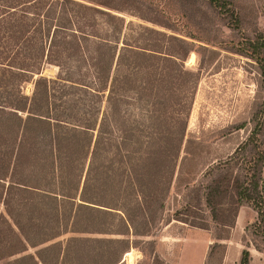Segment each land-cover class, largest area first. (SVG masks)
<instances>
[{
	"label": "trees",
	"instance_id": "obj_1",
	"mask_svg": "<svg viewBox=\"0 0 264 264\" xmlns=\"http://www.w3.org/2000/svg\"><path fill=\"white\" fill-rule=\"evenodd\" d=\"M235 3L0 0V264H126L170 225L209 232L203 264H222L243 206L256 216L238 264L251 247L264 254V34L227 42L203 21L242 27ZM219 49L255 62L257 95L228 125L229 151L199 159L185 139L199 71L185 60L208 51L209 68ZM172 187L182 199L170 213Z\"/></svg>",
	"mask_w": 264,
	"mask_h": 264
},
{
	"label": "rangeland",
	"instance_id": "obj_2",
	"mask_svg": "<svg viewBox=\"0 0 264 264\" xmlns=\"http://www.w3.org/2000/svg\"><path fill=\"white\" fill-rule=\"evenodd\" d=\"M235 5L238 12L243 16V26L233 29L228 27L226 21L219 16L208 14L203 17V21L211 27V35L217 36L218 40L220 39L228 42L234 39L235 42H237L241 37H252L256 32H262L264 34V0H237ZM116 13L122 15L126 21L142 23L158 29L167 30L133 15L131 11ZM227 48H230V46ZM219 50L218 58L209 68H205L203 63L206 56L209 55L208 51L202 54L191 51L185 60V65L188 69L199 71V82L188 118L185 137L190 143L189 147L192 148L191 152L193 154L202 153L199 155V159H203L206 155L212 157L217 154L215 156H219L221 152L229 151L232 145L230 142L223 139L225 138L223 137L224 134L228 131L227 127L234 122H242L240 119L245 115L249 103L256 100L257 95V86L253 80L255 62L244 56L234 54L229 50ZM226 56H228V58ZM218 60L220 64L216 66ZM55 73L56 68L48 67L42 70V75L47 77H53ZM36 76L37 75L34 77ZM21 85L22 91L30 95L33 84L31 82H25ZM9 131L10 129H8L6 133L9 136H13V133ZM237 134H242V130ZM198 145H202V148ZM181 199V195L179 194V196H176L172 187L168 200L170 213L180 208ZM0 207L1 212H3L1 205ZM240 209H242L239 213L241 221L238 228L235 229L234 226L231 230L230 238L223 242L226 244V251L222 258V264H224L225 258H227L226 264H238L240 253L243 248L241 238L244 234V227L246 224L253 221L256 216L255 212L249 206H243ZM249 214H253V217L249 218ZM176 232L177 228L174 227V225H170L169 227H163L154 237H142L143 240H154L155 244L153 246L144 245L142 247L131 248L130 251L124 255L125 263L162 264V259L158 261L152 260L154 252L162 258H166L169 264H176L182 243L180 236H172V234ZM70 235L71 234H65L54 241L63 240ZM186 237H203L208 241L206 243L207 250L209 244L212 243L210 233L201 229L188 228ZM236 241L238 243H235ZM200 244L189 245L184 254V263L197 264L203 252V247ZM229 246L230 250L228 251ZM35 250L34 248H29L25 254L33 253ZM249 250L251 253L250 264H264L263 253L257 252L252 247L249 248ZM210 264L216 263L211 262Z\"/></svg>",
	"mask_w": 264,
	"mask_h": 264
},
{
	"label": "crops",
	"instance_id": "obj_3",
	"mask_svg": "<svg viewBox=\"0 0 264 264\" xmlns=\"http://www.w3.org/2000/svg\"><path fill=\"white\" fill-rule=\"evenodd\" d=\"M242 211V209L239 210L237 218H236V222H235V229L238 228V225L241 221V219L239 218V213ZM252 213V212H251ZM250 217H253V214H249ZM243 223V222H242ZM182 240L181 243V247H180V251H179V256L177 258V263L176 264H188V263H184L183 259H184V254L186 249L189 247L190 244H195V245H200L203 247V252L202 255L199 257V260L197 262V264H203L204 259H205V255H206V250H207V246L206 243L208 242L206 239H204L203 237H195V238H191V237H181L180 238ZM235 243H238L237 241ZM230 250V246L228 247V251ZM226 259L225 258V262L224 264H226ZM250 264V263H249Z\"/></svg>",
	"mask_w": 264,
	"mask_h": 264
},
{
	"label": "bare ground",
	"instance_id": "obj_4",
	"mask_svg": "<svg viewBox=\"0 0 264 264\" xmlns=\"http://www.w3.org/2000/svg\"><path fill=\"white\" fill-rule=\"evenodd\" d=\"M191 55H193V54H191ZM129 254V253H128Z\"/></svg>",
	"mask_w": 264,
	"mask_h": 264
}]
</instances>
